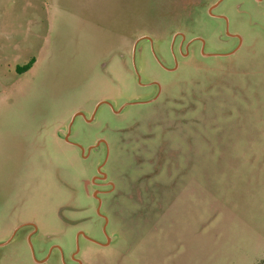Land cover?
<instances>
[{"label":"rangeland","instance_id":"1","mask_svg":"<svg viewBox=\"0 0 264 264\" xmlns=\"http://www.w3.org/2000/svg\"><path fill=\"white\" fill-rule=\"evenodd\" d=\"M0 264H264V0H0Z\"/></svg>","mask_w":264,"mask_h":264},{"label":"flooded vegetation","instance_id":"2","mask_svg":"<svg viewBox=\"0 0 264 264\" xmlns=\"http://www.w3.org/2000/svg\"><path fill=\"white\" fill-rule=\"evenodd\" d=\"M102 144L107 145L105 141H101L100 144H97V145H102ZM100 171H102V170H100ZM101 174H102L101 176H97V178L95 180H93V183H96V182H97V184L98 183L99 184L108 183L107 188H104V191H113L116 188V184L113 183V182H111L109 180V178L106 177L107 176V173L106 172H103L102 171ZM103 177H106V178H103ZM101 191H102V189L97 190V193H100ZM97 197H98V199L100 201L101 199L99 198V195Z\"/></svg>","mask_w":264,"mask_h":264},{"label":"water","instance_id":"3","mask_svg":"<svg viewBox=\"0 0 264 264\" xmlns=\"http://www.w3.org/2000/svg\"><path fill=\"white\" fill-rule=\"evenodd\" d=\"M101 141H105V142H106L105 139H102V140H100L97 144H100ZM99 202H100V203H99V207H98V212L100 213L101 200H100ZM107 223H108V218L106 217V224H107ZM28 224H34V223H32V222L22 223V224H20L17 228H19V227H21V226H24V225H28ZM104 229L106 230V225H105ZM82 234H85V233L83 232ZM85 235H86V234H85ZM109 239H110V238H109ZM32 249H33V253H34L33 245H32ZM34 255H35V254H34ZM80 263H81V261H80Z\"/></svg>","mask_w":264,"mask_h":264},{"label":"trees","instance_id":"4","mask_svg":"<svg viewBox=\"0 0 264 264\" xmlns=\"http://www.w3.org/2000/svg\"><path fill=\"white\" fill-rule=\"evenodd\" d=\"M31 66V63L27 64L24 68L20 69L19 71L23 72L27 70Z\"/></svg>","mask_w":264,"mask_h":264}]
</instances>
